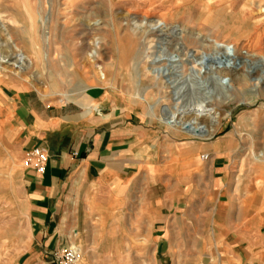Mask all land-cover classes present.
<instances>
[{
  "label": "rangeland",
  "instance_id": "obj_1",
  "mask_svg": "<svg viewBox=\"0 0 264 264\" xmlns=\"http://www.w3.org/2000/svg\"><path fill=\"white\" fill-rule=\"evenodd\" d=\"M0 10L7 22H14L9 25L14 42L34 61L25 72L1 69L0 87L18 84L44 94L57 92L59 99H74L88 86L105 85L135 107L140 120L172 135L204 142L229 138L234 143L235 197L240 199L236 210L247 199L256 215L263 212L264 0H0ZM144 15L181 25L190 54L210 53L212 45L205 40L209 36L235 44L236 67L219 68L217 73L230 79V98L220 97L225 89L211 78L199 84L190 77L181 93L183 104L207 98L216 107L218 123L210 139L175 131L160 122V107H173L176 102L163 78L150 72L158 36L130 27L133 18ZM45 32L50 37L46 43ZM93 36L99 39L98 57L89 63L86 53ZM173 43L172 39L169 53L175 51ZM4 48L12 52L8 44ZM215 57L224 61L222 55ZM243 60L246 66L239 65ZM261 76L258 84L256 78ZM259 154L263 157L258 161ZM24 167V154L8 141L0 116V264L16 263L29 243L19 182ZM98 190L84 195L79 219L87 224L68 244L79 247L81 264H225L218 257L223 238L240 233L251 243L257 240L258 227L246 223L218 232L221 227L213 223L210 198L203 217L196 214L193 204L179 211L178 225L168 229L172 239L168 254L155 255L152 213L142 194L137 190L123 194L122 209H116L114 195Z\"/></svg>",
  "mask_w": 264,
  "mask_h": 264
},
{
  "label": "crops",
  "instance_id": "obj_2",
  "mask_svg": "<svg viewBox=\"0 0 264 264\" xmlns=\"http://www.w3.org/2000/svg\"><path fill=\"white\" fill-rule=\"evenodd\" d=\"M58 95L18 84L0 87L8 141L22 154L41 147L49 155L43 173L24 167L19 175L30 237L13 264H56L54 254L86 226L79 219L80 205L96 188L114 195L116 209H122L128 193L142 194L152 213L154 254L160 256L170 250L168 229L178 225L179 211L193 204L203 217L211 198L218 232L242 223L258 227L253 243L240 233L223 238L218 257L225 264H264V210L256 215L247 199L236 210L231 139L204 142L172 135L140 120L137 109L105 85L88 86L74 99Z\"/></svg>",
  "mask_w": 264,
  "mask_h": 264
},
{
  "label": "bare ground",
  "instance_id": "obj_3",
  "mask_svg": "<svg viewBox=\"0 0 264 264\" xmlns=\"http://www.w3.org/2000/svg\"><path fill=\"white\" fill-rule=\"evenodd\" d=\"M2 13L0 10V70L10 68L14 71L25 72L33 66L34 61L14 42L9 28V25L14 24V22L11 20L7 22ZM146 16L142 19L133 18L130 27L133 31H142L145 34L158 36V43L155 47L156 51L150 56L152 62L150 72L155 76L163 78L176 102V105L173 107L167 105L160 107V122L175 131H182L193 137L210 139L213 135L214 126L218 123L219 116L216 107L207 98L183 104V102L181 103V93L186 79L191 77L192 81L198 82L199 80V84L200 82L203 84L208 78H211L220 87L225 89V94L220 97H223V100L230 98V79L224 76L220 77L217 73L219 72V68L232 70L236 67L237 55L235 53V44L220 39L218 36H209L205 40L212 45L213 49L210 53L201 50L197 54H190V51L186 49L183 43L181 36L183 27L181 25H170L165 18L154 19L155 17L150 18ZM167 32L169 33L167 34ZM46 34L47 32L44 33L43 37L45 43L49 42L50 39ZM172 39L174 40L173 47L175 51L174 53H169L168 47ZM7 44L12 49L10 53L5 52L4 47ZM89 45L90 48L86 53V60L89 63H94L98 57L99 39L93 36ZM245 53L249 54L248 51ZM216 55H222L224 61H217ZM206 58H208V61H205ZM239 65L246 66V62L244 60L240 61ZM98 77L102 79L103 74L99 72ZM256 80H258L259 84L262 76L256 78ZM186 125L190 129H187ZM195 130H199L198 135H196ZM262 157L263 154H259L255 159L259 161L262 160Z\"/></svg>",
  "mask_w": 264,
  "mask_h": 264
},
{
  "label": "built area",
  "instance_id": "obj_4",
  "mask_svg": "<svg viewBox=\"0 0 264 264\" xmlns=\"http://www.w3.org/2000/svg\"><path fill=\"white\" fill-rule=\"evenodd\" d=\"M76 155V153H74ZM48 152L41 147H33L24 153L25 168H31L38 173H43L48 161ZM208 155H203L206 159ZM82 252L75 245H68L59 253L54 254L56 264H81Z\"/></svg>",
  "mask_w": 264,
  "mask_h": 264
},
{
  "label": "water",
  "instance_id": "obj_5",
  "mask_svg": "<svg viewBox=\"0 0 264 264\" xmlns=\"http://www.w3.org/2000/svg\"><path fill=\"white\" fill-rule=\"evenodd\" d=\"M205 61H208V58L205 59ZM187 129H190L188 125L185 126ZM196 135L199 134V130H195Z\"/></svg>",
  "mask_w": 264,
  "mask_h": 264
}]
</instances>
